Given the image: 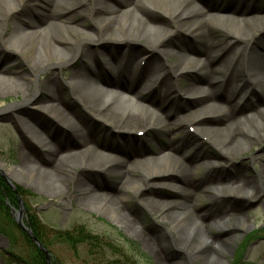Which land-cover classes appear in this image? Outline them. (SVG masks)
Here are the masks:
<instances>
[{
    "label": "bare ground",
    "instance_id": "obj_1",
    "mask_svg": "<svg viewBox=\"0 0 264 264\" xmlns=\"http://www.w3.org/2000/svg\"><path fill=\"white\" fill-rule=\"evenodd\" d=\"M23 1L0 0V55L4 50L30 54L32 74L26 81L22 73L7 74L9 64H1L0 93H20L21 105H35L49 112L54 126L60 129L55 134L51 127L16 115L26 139L43 152L41 165L26 155L23 161L43 175L42 186L52 191L71 178V168L80 166L95 176L115 178L118 184L109 193L80 181L81 199L118 219L155 256L153 242L136 223L137 213L125 211L122 201L129 190L139 192L141 179L161 177L168 183L171 174L167 178V171L181 166L175 176L184 185L182 194H177L181 200L142 198L141 204L161 222L172 224L177 230L175 242L180 246L190 242L196 245L201 264H219L228 255L232 238L210 237L206 230L219 224L230 227L232 222L246 225L242 206L209 204L201 213L193 214L185 227H177L190 213L192 196L213 195L215 201L230 192L245 200L259 192L264 194V153L252 157L258 160L259 168L255 176H247L241 168L224 171L227 167L222 164L208 162L207 155L199 156L197 143L189 140L175 144L169 138L159 157H146L141 151L143 144L132 132L139 127L146 132L164 128L169 135L170 122H191L198 134L209 136L216 157L224 163L264 141V42L258 48L249 45L254 23L259 29L263 26L258 8L251 4L253 0H224V13L220 15L210 13L196 0H155L156 5L150 0H34L32 9L41 18L38 22L23 20L22 26L9 17ZM155 9L167 16L173 29L187 33L203 53V58L196 61L197 69L192 70L196 75L178 87L171 81L191 68V59L181 44L175 46L166 39L169 30L151 20ZM6 26L9 33L3 39ZM52 30L70 36L58 38ZM87 41L94 45L104 41L137 42L145 53H133L130 48L119 54L94 53L84 47ZM144 57L145 62L140 63ZM169 58L173 62L169 63ZM49 68L57 74L35 78L37 72ZM198 79L203 81L198 83ZM246 84L251 86L249 95L242 89ZM146 88H151L148 93L144 92ZM185 94L193 96L191 102L182 100ZM68 96L88 113V121L70 108ZM176 100L179 102L174 103ZM186 110L190 112L183 113ZM192 113L198 115L185 121ZM95 122L108 126L109 131L95 132ZM68 139H75L77 148L70 149ZM187 145L193 149L191 153L185 152ZM143 161L161 164L142 175L138 165ZM201 167L205 174L198 177L196 170ZM258 260H264V254ZM157 263L166 264L159 258Z\"/></svg>",
    "mask_w": 264,
    "mask_h": 264
},
{
    "label": "rangeland",
    "instance_id": "obj_2",
    "mask_svg": "<svg viewBox=\"0 0 264 264\" xmlns=\"http://www.w3.org/2000/svg\"><path fill=\"white\" fill-rule=\"evenodd\" d=\"M33 1L24 0L9 17V20L22 26L25 25L23 20L38 22L41 15L33 11ZM154 1L150 0L151 4L156 5L157 3ZM161 1L163 2V0ZM248 1L243 0V3ZM196 2L216 15L224 13V7L222 6L226 5L224 0L217 2L196 0ZM251 4L258 8V17H262L260 23L263 28L259 29V25L254 23L253 27H256V29L252 31L249 44L258 48L259 44L264 42V0H253ZM86 20L85 23H88V19ZM151 20L169 30L166 39H169L175 46L181 44V48L185 49L186 54L191 59L189 62L191 68L184 71L181 78L171 81L174 87H178L185 82V79L196 75L192 70L197 69L195 66L196 61L203 58V53L196 49V43L187 33L172 28L173 25L162 11L155 9L151 15ZM4 29L2 38L6 39L9 33L8 26ZM86 29L88 30V27ZM52 33L53 36L58 38L70 36L69 33L60 30H52ZM172 37L177 41L173 40ZM84 47L89 48L94 53L119 54L125 48H130L132 52L134 51L133 53L141 55L145 53L144 47L137 42L125 44L124 41H104L94 45L91 41H87ZM175 48L174 46L171 47L173 51L177 50ZM66 49L68 50V47L64 48L65 51ZM145 60L144 57L140 63L145 62ZM168 61L171 63L173 59L169 58ZM5 63L9 64L7 74L22 73L25 75V80H29L32 74L29 66L30 54L17 53L15 50H4L0 55V65ZM76 64H79V61ZM55 72L51 68L44 69L37 72L35 78L40 79L47 74L56 75ZM202 81V79H198V83ZM29 88L32 89V87ZM150 89L146 88L144 92L148 93ZM242 89L246 95H249L251 86L246 84L243 85ZM67 98L66 101L70 108L81 119L88 121V113L73 99L71 100L69 96ZM192 99L193 96L185 94L182 100L191 102ZM20 101V93H0V165H3L0 171L4 175L3 178L1 175L0 177L4 185L11 189L16 199V201L10 202L8 198L3 197L4 204L0 205V264H158V258L166 264H201V261L197 258L196 245L190 242L180 246L175 242L174 232L177 230L172 228V224L161 222L156 215L147 211L141 204L142 198L181 200V196L177 194H182L184 185L181 180L175 179V176L177 177L176 172H179L181 166L167 171V178L171 174L168 183H165V179L161 177L155 180L141 179L140 185H142V188L139 192L134 193L132 189L129 190L127 192L128 196L122 201L125 211L137 213L136 223L143 229L149 240L153 242L152 246L157 250V256H155L150 252L149 246L143 243L132 230L125 228L118 219L97 208L96 205L81 199L79 189L81 182L93 186L99 192L109 193L113 192L118 184L115 178L95 176L88 168L80 166L70 169L71 178L64 182L59 189L52 191L42 186L43 175H40L37 170H32L30 165L23 161V156L26 155L31 161L33 160L41 165L43 161L41 158L43 156L42 149L33 141L26 139L15 121V116L18 115L28 121H34L42 127H51L55 134H59L60 129L54 126V119L49 112L39 110L35 105H21ZM178 102L176 100L174 103ZM182 104H184V101H182ZM14 105L15 107H13ZM189 112L190 110L183 111L185 114ZM194 113L185 121L194 119L198 115ZM173 117L171 116L172 119ZM95 123V132L100 129L103 132L109 131L108 126L99 122ZM171 123L167 127L169 135H167L168 133L164 128L149 132L141 127L133 130L132 133L135 138L143 144L141 151L144 152V156L159 157L162 154L159 150L164 146V141L169 138H172L175 144L189 140L197 143L196 147L200 157L207 155L208 162L220 163L223 167H227L224 171L241 168L247 176L256 175L259 162L252 157L264 153V141L255 144L245 153L224 163L223 159L216 157L209 136L198 134L193 123L180 122L179 125H177L178 121L175 124ZM75 141V139H68L67 142L71 145L70 149L77 148ZM191 151L193 149L187 145L185 152L191 153ZM156 163V161H153L151 164H146L143 161L138 165V168L143 175L152 172L154 167L161 164V162ZM204 171L205 168L201 167L196 170V175L198 177L202 176L205 174ZM77 182L80 183L77 184ZM8 183L11 185L10 187ZM204 192L207 194L206 191ZM213 197V195L208 194L202 198L192 196L191 201L189 200L190 213L178 225L177 229L185 227L192 221L193 214L201 213L209 204L228 205L229 207L231 205L242 206L245 211L244 215L247 218L246 225L242 226L232 222L230 227L224 228L219 224L214 228L207 229L206 234L223 240L232 238L228 245V255L219 264L264 263V260H258L264 254V194L259 192L256 197L246 200L231 192L219 195L218 200L215 198V201ZM18 200L22 204L21 221L30 230L31 234L37 238L48 254L46 257L41 250L44 255L43 261L41 256L38 255L33 242H30V239L27 240L25 233L19 230L16 224L15 212L18 211L20 204ZM183 200L186 201V199ZM26 221H29V224L33 222L37 225L36 233L39 238L32 233L33 231ZM73 238L80 241H74Z\"/></svg>",
    "mask_w": 264,
    "mask_h": 264
},
{
    "label": "trees",
    "instance_id": "obj_3",
    "mask_svg": "<svg viewBox=\"0 0 264 264\" xmlns=\"http://www.w3.org/2000/svg\"><path fill=\"white\" fill-rule=\"evenodd\" d=\"M3 197L8 198L10 202H11V201H16L15 196L13 195L11 189H10V188H7V186L4 185L3 180H2V178L0 177V205H1V204H4V203H3ZM26 223L31 227V229H32V231H33L32 233H34V235H35L36 237L39 238V236H38L37 233H36V227H37V225L33 224V222H32V223L30 222V224H32V225H30V224H29V221H26ZM18 228H19V227H18ZM19 230H21V229L19 228ZM21 231H22V230H21ZM22 232H23V231H22ZM23 233H25V232H23ZM25 237L27 238V240H29V238L27 237L26 233H25ZM67 240H69V239L67 238ZM73 240H74V241H80V240L77 239V238H76V239L73 238ZM30 242H32V241H30ZM33 245H34V243H33ZM34 247H35V249L37 250L38 255L41 256L42 261H43V259H44V255H43V253L40 251V249H38V248L36 247V245H34ZM38 262H40V261H38Z\"/></svg>",
    "mask_w": 264,
    "mask_h": 264
},
{
    "label": "water",
    "instance_id": "obj_4",
    "mask_svg": "<svg viewBox=\"0 0 264 264\" xmlns=\"http://www.w3.org/2000/svg\"><path fill=\"white\" fill-rule=\"evenodd\" d=\"M1 173V171H0ZM2 176H4L2 173H1ZM21 212H22V206L20 207V209L17 211V214H16V222L17 224L27 232V234L31 237V239L35 242V244L39 247V249H41L43 251V253L45 254V256L47 257L48 254L47 252L43 249L42 245L38 242V240L35 239V237L31 234L30 230H28L22 223L21 221Z\"/></svg>",
    "mask_w": 264,
    "mask_h": 264
}]
</instances>
